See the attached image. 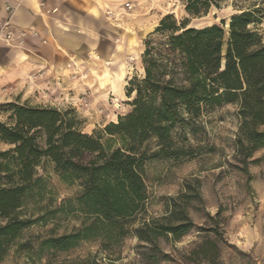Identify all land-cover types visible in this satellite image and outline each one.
<instances>
[{
	"label": "trees",
	"instance_id": "obj_1",
	"mask_svg": "<svg viewBox=\"0 0 264 264\" xmlns=\"http://www.w3.org/2000/svg\"><path fill=\"white\" fill-rule=\"evenodd\" d=\"M186 12L202 17L227 0H182ZM258 10L233 15L229 30L220 24L188 28L166 16L157 28V46L148 40L144 53L145 78L134 80L132 110L104 129L123 147L112 149L101 134L78 128L70 111L7 104V122H0V264L16 248L23 264L55 262L83 242H98L114 252L128 237L139 241L144 264L171 261L163 243H176L199 232L182 257L183 264H222L226 244L220 214L195 223L192 213L204 203L200 182L167 203L165 215L135 225L148 201L144 177L149 161L192 158L198 151L177 140V131L195 125L205 110L236 105L241 120L236 156L248 163L264 149V42L255 26ZM253 25L254 27H250ZM228 35L227 47L223 46ZM4 146L5 148H1ZM51 165L68 186L79 193L55 206L46 177L38 170ZM75 218L79 225L63 235L36 236L18 242L31 227ZM81 264H103L87 258Z\"/></svg>",
	"mask_w": 264,
	"mask_h": 264
},
{
	"label": "rangeland",
	"instance_id": "obj_2",
	"mask_svg": "<svg viewBox=\"0 0 264 264\" xmlns=\"http://www.w3.org/2000/svg\"><path fill=\"white\" fill-rule=\"evenodd\" d=\"M125 2L134 4L130 14L123 17L126 24L121 23V18L115 23L114 19H109L105 14L109 20L105 26L113 31L115 43L123 45L126 40L129 43L130 54L125 65L126 75L122 85L113 82L115 75L108 69L110 64L105 62L100 54H94L90 60L95 65L93 63L87 65L90 76L86 72L76 71L71 77L72 82L78 83V88L75 89L79 90L77 98L74 99L72 96L63 101L57 100L59 97L55 98V93L49 91L40 94L33 92L26 99L21 95L13 101L0 98V122L8 121L9 113L6 111L9 108L6 105L11 103L52 108L60 112L70 111L82 133L88 135L100 133L105 146L112 149L122 148L120 138L110 140V137L104 134V129L111 123L117 124L120 117L128 115L132 110L135 92L129 96L128 91L134 80L145 78L143 56L147 49L146 43L153 40V46H157L162 36L156 33V30L166 16H172L178 25L187 21L188 28L220 24L224 19L226 20L224 27L228 31L233 15L258 10L256 17L261 19V23L255 28L262 35L264 42V0H227L219 7L213 6L207 15L198 18L186 12L182 0H125L121 4ZM120 9L114 12H121ZM227 39L228 35L223 46L224 52ZM107 71L110 76L106 78ZM97 83L111 90L104 102V108L99 107L101 102L98 101L99 94L94 95ZM121 87L122 95L113 91V89L118 91ZM104 88L100 87L101 90H107ZM240 124L238 107L226 105L205 110L191 128L178 130L177 140L184 141L199 153L192 158L155 160L146 164L144 177L148 201L145 213L138 217L135 225L165 215L168 201L182 194L187 182L198 180L204 203L199 212L192 213V217L197 225L208 226L207 218L220 214L226 241L222 247V264H264V149L256 151L247 165L239 161L236 156V140ZM38 172L46 177L55 206L64 200L74 198L80 191L78 186L63 183L51 165L44 164ZM78 225L75 218L59 219L45 226L37 224L23 232L18 242L23 243L32 237L51 233L63 235ZM198 234L199 232L189 233L176 243H163V249L170 255L171 261L160 264H183L181 259L191 245L199 240ZM138 245V239L131 236L114 252H105L101 250L98 242H83L69 253L60 254L55 262L81 264L87 258H91L103 264H144L138 257ZM24 262V256L19 255L14 248L2 264Z\"/></svg>",
	"mask_w": 264,
	"mask_h": 264
},
{
	"label": "crops",
	"instance_id": "obj_3",
	"mask_svg": "<svg viewBox=\"0 0 264 264\" xmlns=\"http://www.w3.org/2000/svg\"><path fill=\"white\" fill-rule=\"evenodd\" d=\"M123 1L0 0V31L7 24L16 31L37 33L19 48L0 41V98L13 101L21 95L26 99L33 92L49 91L59 97L57 100L75 99L79 96L75 90L78 83L71 77L76 71L88 73L87 65L93 63L90 58L94 54L110 64L113 82H117L128 62L129 43H115L113 31L105 26L109 22L105 14L109 9L118 11ZM98 84L94 95L99 94V107L104 108L111 90Z\"/></svg>",
	"mask_w": 264,
	"mask_h": 264
},
{
	"label": "built area",
	"instance_id": "obj_4",
	"mask_svg": "<svg viewBox=\"0 0 264 264\" xmlns=\"http://www.w3.org/2000/svg\"><path fill=\"white\" fill-rule=\"evenodd\" d=\"M133 9L134 4H132V2H125L123 6H121V12H114V10H108L106 14L107 16H109V19H114V22L117 23L119 21V18L124 19L123 17L126 16V14L129 15ZM4 27L5 28L0 31V41H3L8 46L14 48L24 46L28 42L29 36H37L36 32H30L28 30L16 31L12 28H8L7 24H5Z\"/></svg>",
	"mask_w": 264,
	"mask_h": 264
},
{
	"label": "bare ground",
	"instance_id": "obj_5",
	"mask_svg": "<svg viewBox=\"0 0 264 264\" xmlns=\"http://www.w3.org/2000/svg\"><path fill=\"white\" fill-rule=\"evenodd\" d=\"M126 15H128V14H126ZM123 19L121 20V23H123ZM128 73V72H127ZM125 75H126V67H123L122 68V72L120 73V76L118 77V80H117V82L119 83V84H121L122 85V81H123V78L125 77ZM127 77V76H126ZM116 94H118V95H122V87H121V89H118V91H116ZM121 97V96H120Z\"/></svg>",
	"mask_w": 264,
	"mask_h": 264
}]
</instances>
